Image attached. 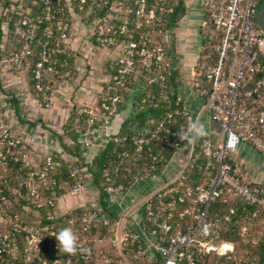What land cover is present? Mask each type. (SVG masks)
Returning a JSON list of instances; mask_svg holds the SVG:
<instances>
[{
  "label": "built area",
  "instance_id": "1",
  "mask_svg": "<svg viewBox=\"0 0 264 264\" xmlns=\"http://www.w3.org/2000/svg\"><path fill=\"white\" fill-rule=\"evenodd\" d=\"M263 2L205 0L200 54L189 83L204 102L202 113L218 125L221 139L210 132L192 143L180 140V130L201 116L192 118L180 88L171 90V110L149 136L108 137L117 162L104 167L103 190L123 203L137 183L161 179L186 147L181 170L115 219L101 209L86 208L75 253L60 250L55 227L31 231L16 225L7 235L0 232V264H264L259 252L264 242V187L244 177L235 162L244 145L264 156V37L256 21ZM184 6L180 0H0V66L16 74L30 71L34 91L49 108L55 86L71 80L65 57L72 36L84 30L95 49L118 51L102 105L81 106L72 120L84 148L105 150L94 130L99 126L107 132L126 103L132 81L141 78L148 87L159 84L162 94L169 90L168 78L178 73L180 57L171 55L168 47L179 33ZM34 9L41 14L30 18ZM147 98L156 100L150 94ZM26 134L29 137L13 131L0 106V166L20 161L22 169L30 171V197L41 199L33 185L38 177L47 200L58 201L57 192L64 186L55 190V182L48 179L56 165L54 156L47 155L42 164L38 156L30 159L28 154L44 137L37 128ZM69 168L75 181L69 195L81 196L89 188L84 169L74 163ZM192 174L199 176L195 185L189 184ZM6 189L9 183L0 173L2 205L7 203L2 196ZM3 216L0 208L1 221ZM103 228L108 236L98 241L93 231ZM227 231L239 240H225ZM107 239L110 246L105 248Z\"/></svg>",
  "mask_w": 264,
  "mask_h": 264
},
{
  "label": "crops",
  "instance_id": "2",
  "mask_svg": "<svg viewBox=\"0 0 264 264\" xmlns=\"http://www.w3.org/2000/svg\"><path fill=\"white\" fill-rule=\"evenodd\" d=\"M180 4H185V6L182 10L179 33L172 41L173 47L171 45L168 47L170 51L172 49L174 54L180 57L177 65L179 69L174 84H168L174 90L180 88L183 93L184 106L192 118L201 116L200 123L205 126L207 133L212 132L218 139H221L222 133L218 125L211 121L208 114L202 113L204 102L191 91L189 83V76L196 66L200 54L198 34L199 27L206 17L205 0H180ZM88 36L89 33L85 34L83 30L78 37L72 36L66 44L68 51V55L65 57L68 62L66 70L70 73L71 80L55 86L49 108L43 104L42 96H38L34 91L30 71L16 74L10 68L0 66V106H2L11 123L18 121V119L21 121L23 119L24 122L30 121L26 123L29 126L27 130L33 126L32 128H37L42 133L44 139L39 147L36 145L35 150L60 152L59 140L65 150L75 147L77 136L72 129L75 110L81 106L100 107L105 99L107 84L113 73L112 65L119 52L95 49L88 42ZM167 91L164 94L161 93L158 101L161 100L159 103L162 104L170 103L172 106L173 103ZM150 92H152L151 88L146 86L141 78H136L125 92V105L115 114L107 132H103L99 126L95 128V140L107 145V148L105 150L84 149L83 157L86 167L80 166L77 158L75 159L76 162H72L84 169L89 188L86 193L78 197H71L69 194L60 197L57 204V214L67 215L82 208L84 210L86 208L101 209L99 189L103 188L104 184L101 165L104 154L110 145L108 137L135 134L139 131V114L149 112L147 109L152 106L146 98ZM9 101L16 102V111L15 107L12 108L14 105L11 106L8 103ZM147 103L149 104L144 107V104ZM186 152L187 148L184 147L178 157L168 164L161 179L137 183L122 201L123 203L110 197L108 201L109 211L114 216H119L132 202L159 188L163 180L167 181L175 176L182 168ZM235 162L243 169L244 177L264 187V156L244 145L235 156ZM95 174L100 176L99 179L95 177Z\"/></svg>",
  "mask_w": 264,
  "mask_h": 264
},
{
  "label": "trees",
  "instance_id": "3",
  "mask_svg": "<svg viewBox=\"0 0 264 264\" xmlns=\"http://www.w3.org/2000/svg\"><path fill=\"white\" fill-rule=\"evenodd\" d=\"M6 7H9V4H5ZM34 13L31 14L30 18H37L36 16L40 15V12H37V9L33 10ZM45 25V24H44ZM55 28V27H54ZM57 34V33H56ZM171 55H175L173 50H169ZM176 73H173V77L168 78V83L174 84ZM169 85V84H168ZM169 87V86H168ZM174 87V85H173ZM151 88L150 95H154L156 97V100H150L147 101L152 104L145 113L139 114L138 117V123H139V131L137 133L141 134L142 136H149L154 129L157 122L162 120L165 116V114L171 110V104H162L159 103L158 99H160L161 95V86L159 84H154L149 86ZM173 90L172 87L169 88L167 94L170 96V91ZM162 97V96H161ZM171 99V98H170ZM10 100V99H9ZM172 100V99H171ZM12 108L15 107L16 111V102H8ZM144 104V107L147 106ZM157 106V107H156ZM77 145L74 148H70L66 150L68 154L71 156L77 158L78 161H80V166L86 167L85 164V158L83 157V152L85 151L80 141L77 137ZM120 148L116 150V152H120ZM61 154V151H56ZM55 156L54 160L56 162V165L54 169L49 170L48 172V179L55 182L54 189L56 190L60 185H63L64 187L59 190L58 197H62L64 195L69 194L70 189L75 184V181L70 178V168L67 162H65L61 156ZM110 162H117V156L114 154V147L110 144L107 151L104 154V160L102 161L101 165V171L103 173V169L106 165H108ZM6 166L8 168V174L5 175L7 178V181L9 183V189H6L2 192V196H5L7 199V203L2 205L0 202V208L4 210V216L3 218L5 220L12 221L14 224H19L23 222V224H29L27 220V211H30L29 213L34 214L35 216H39L40 223L39 225L44 226H51L55 227L57 231H60L63 228H71L75 233L81 229L80 226V218L82 213L85 211L83 208L75 210L64 217L57 214V204L58 201L56 200H47L48 193L45 191L44 188L41 187L40 181L38 177H35V180L33 181V185L37 186L39 188V192L41 193V199H33L31 198V193L29 190L26 189L25 185L29 182L30 171L28 169H22L23 164L15 161H8L6 163ZM37 171V170H36ZM95 177L99 179V175L95 174ZM199 176L197 175H191V179L189 184L195 185L197 183V180ZM104 188L99 189L100 190V199H99V205L100 208L104 211V214L108 217H111L112 219H115V216L109 211L108 209V201L110 197L104 192ZM16 191V193H14ZM50 194V192H49ZM50 202H52V205H50ZM38 205H41L40 208H38ZM35 218V217H34ZM36 219V218H35ZM74 220V224H69V221ZM39 221V220H38ZM13 225L10 226L9 232H12ZM93 234L98 237V241H100L101 237L103 235H108V232L106 229H99L94 230ZM224 238L227 241H237L239 240L231 231L224 232ZM109 241L107 239L105 243V248H108ZM249 249L252 251V248L249 247ZM259 252L262 255H264V242L259 249ZM38 263V262H36Z\"/></svg>",
  "mask_w": 264,
  "mask_h": 264
},
{
  "label": "rangeland",
  "instance_id": "4",
  "mask_svg": "<svg viewBox=\"0 0 264 264\" xmlns=\"http://www.w3.org/2000/svg\"><path fill=\"white\" fill-rule=\"evenodd\" d=\"M2 107V106H1ZM6 116V115H5ZM7 120L10 122V125H11V128L13 129V131L16 133V134H20V135H25L26 137H28L29 134H26V131L27 128L29 127L28 125H26V123H29L30 121H22L20 119H18V121L16 120L15 122L11 123V120L8 119V117L6 116ZM19 122V124L17 125V123ZM23 122V123H22ZM16 123V124H15ZM33 127V126H32ZM31 127V128H32ZM30 129V128H29ZM53 134V133H52ZM59 145L61 146V154L59 155V153H57L56 151H52V150H42V149H38V150H34L33 152L31 151V153L28 154V157L30 159H34L36 158L35 156H38L37 158H39V160H41V164L44 162V158L48 155H53L54 157L55 156H61V158L68 163V165L70 166V164H73L72 162H76V158L71 156L70 154H68V152L64 149L62 143L60 142L59 140ZM37 146L39 147L40 144ZM55 148V147H54ZM53 148V149H54ZM74 148V147H72ZM35 155V156H34ZM70 162V163H69ZM79 165H80V161H78ZM8 168H4L2 165L0 166V173L4 174V175H7L8 174ZM38 171H41V169H38ZM243 171V169H242ZM25 187H27V184L25 185ZM14 193H16V191H14ZM30 211H27V220L29 222V224H23V222L19 223V224H14L12 221L9 220H4V221H1L2 218H0V232L2 234H9V228L11 225L13 226H26V227H30L29 230L33 231L34 228H37V227H42L39 225L40 223V218L39 216H35L34 214L32 213H29ZM60 215V214H58ZM61 216V215H60ZM65 215H62V217H64ZM36 219H35V218ZM39 220V221H38ZM105 236H108V235H105ZM42 246H45L44 244Z\"/></svg>",
  "mask_w": 264,
  "mask_h": 264
},
{
  "label": "clouds",
  "instance_id": "5",
  "mask_svg": "<svg viewBox=\"0 0 264 264\" xmlns=\"http://www.w3.org/2000/svg\"><path fill=\"white\" fill-rule=\"evenodd\" d=\"M207 130L200 121H190L186 129H181L179 138L182 141L195 142L201 137L206 136ZM60 250L67 254H72L80 250L79 237L71 228H63L55 235Z\"/></svg>",
  "mask_w": 264,
  "mask_h": 264
},
{
  "label": "water",
  "instance_id": "6",
  "mask_svg": "<svg viewBox=\"0 0 264 264\" xmlns=\"http://www.w3.org/2000/svg\"><path fill=\"white\" fill-rule=\"evenodd\" d=\"M256 21L264 37V2L257 12Z\"/></svg>",
  "mask_w": 264,
  "mask_h": 264
},
{
  "label": "flooded vegetation",
  "instance_id": "7",
  "mask_svg": "<svg viewBox=\"0 0 264 264\" xmlns=\"http://www.w3.org/2000/svg\"><path fill=\"white\" fill-rule=\"evenodd\" d=\"M200 28V27H199Z\"/></svg>",
  "mask_w": 264,
  "mask_h": 264
}]
</instances>
